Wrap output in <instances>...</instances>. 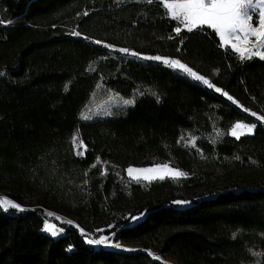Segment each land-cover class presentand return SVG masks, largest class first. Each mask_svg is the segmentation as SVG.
I'll list each match as a JSON object with an SVG mask.
<instances>
[{"label":"trees","instance_id":"16d2710c","mask_svg":"<svg viewBox=\"0 0 264 264\" xmlns=\"http://www.w3.org/2000/svg\"><path fill=\"white\" fill-rule=\"evenodd\" d=\"M220 45L162 0H0V190L24 209H0V264H264V124L230 134L264 112V58ZM108 46L179 60L215 87L159 61H120ZM97 72L123 96L143 85L158 99L79 121ZM185 131L194 145L180 142ZM158 163L186 175L124 171ZM45 217L63 234L44 232ZM101 236L120 247L87 243Z\"/></svg>","mask_w":264,"mask_h":264},{"label":"snow or ice","instance_id":"6c2138e0","mask_svg":"<svg viewBox=\"0 0 264 264\" xmlns=\"http://www.w3.org/2000/svg\"><path fill=\"white\" fill-rule=\"evenodd\" d=\"M148 3L158 2V0H146ZM163 7L165 8V14L168 15L171 19L178 20L183 24L184 28L189 32L193 30H201L205 26L214 30L216 34L219 35L221 45L220 46H231V49L239 54L240 59H250L252 56H260L264 58V52L255 51L253 52L250 48H242L240 44L231 43V37L239 41L241 39L240 34H243L244 42H247L249 36H255L257 40V45L264 46V0H162ZM86 14V13H85ZM253 15L257 17L256 24L254 27L251 23ZM176 33L181 32V28L177 27L175 29ZM73 35H80L79 33L74 32ZM97 44H100V41H96ZM257 45H253L256 47ZM119 51L127 53L128 49H120ZM247 54V55H246ZM132 55H137L132 53ZM145 59L155 60L162 62L164 65L171 67L173 69H179L180 71L186 73L195 80L202 81L203 84L207 85L209 88L215 87L209 82L208 79L194 72L187 65L181 63L179 60H171L166 57L153 56L145 57ZM217 92H220L221 89L216 88ZM227 95V93H224ZM230 100L232 97H228ZM134 100L125 101L127 105L133 104ZM247 112L248 110L245 109ZM252 116H257L256 113H251ZM85 119L89 117H83ZM259 120L264 121V116L258 117ZM247 129V133L251 134L253 131V126H245L240 123H237L231 130V134L236 136L239 139V136L244 134H238L237 130L241 128ZM76 143V138H73V144ZM79 146H83V141L80 142ZM78 155H83L82 152H78ZM95 166V165H94ZM162 169L167 170L168 173L172 175L173 178L186 175L178 170L169 169L168 165H162ZM160 171V168H147V169H127V172L130 176L134 172L138 173H156ZM139 180L140 177H134ZM164 179V175H143V179L151 181L154 179ZM176 203H186L177 201ZM9 208H14L18 211H23L20 205L14 203L13 201L7 199L6 197L0 198V209L7 211ZM49 215H52L49 213ZM69 223H71L69 221ZM43 231L51 233L52 236H56L63 229L57 230L55 225H50L45 222ZM81 232L83 230L81 229ZM108 242V237L101 236L99 239H88L87 243L92 245H103ZM120 247V245H116ZM254 255H259L255 254Z\"/></svg>","mask_w":264,"mask_h":264},{"label":"rangeland","instance_id":"374dc122","mask_svg":"<svg viewBox=\"0 0 264 264\" xmlns=\"http://www.w3.org/2000/svg\"><path fill=\"white\" fill-rule=\"evenodd\" d=\"M256 19H257V17L255 15H253L251 23L253 24L254 27L257 26ZM240 36H241V39L239 41L235 38V36H233V39L231 37V43L240 44V46L242 48H250V49H252L253 52H255V51L264 52L262 50V46L257 45V40H256L255 36H249L247 42L243 41V34H240ZM253 45H257V46L253 47ZM108 51H109V54L111 56L117 58L120 61H128L129 60V61H134L137 63L145 64L148 60H150V59H145V57H147V56L132 55V54L124 53L121 51L119 52V51H116L115 48L109 47V46H108ZM106 57H107V55L104 54V55H100V56H97V57L91 59L87 65V70L89 72H96L98 67L105 61ZM258 57L261 58L260 56H258ZM107 68L110 69L111 67H107ZM172 70L176 74L187 77L186 73H184L178 69L172 68ZM113 72H114V70H112V73ZM97 75L98 76H97L94 88L91 91L88 100L86 101V103L84 104V106L82 107V109L78 113V120L79 121L93 120V119H96L99 117H118V116L125 117L128 113L129 108L134 105V103L136 102V100L138 98L143 97V96H152V97H155L158 99L157 93L151 87L143 86V85H138L136 87V89L133 90L131 95L123 96V95L119 94L118 92H115L114 90L110 89L107 86L106 81H105V79H106L105 74H103L102 72H97ZM207 78L208 77H206V79ZM195 81H197V80H195ZM129 100H134L135 102L131 105H127L124 103L125 101H129ZM249 113H250V115H251V113H256L257 116L254 117L251 115V117H252L251 121H238V122L234 123L230 129V134H231L232 128L237 123H240V124L245 125V126H253V125H256L257 123L264 124V121H261L258 119V117L264 116V112L250 111ZM83 117H89V118L85 119ZM253 130H254V128H253ZM237 132H238V134H240V133L248 134L246 127L238 129ZM74 137L76 138V143L73 144L74 151L76 153H78V152L84 153V151L86 150V146L84 145V143H83V146L78 147V145H80V142H81V139L78 137V132H75L73 138ZM194 141H195V137L191 131L183 132L181 137H180V142L182 144H185V145H194ZM165 164L169 166V169H174V170H178L182 173H185L184 170L179 169L177 167H174L168 163H158V164L142 165V166L130 165V166H127L124 169V171H125L126 175L130 178L135 179L134 177L139 176L140 177L139 180H141V181H148V180L143 179V175H149V176L164 175L165 178H167V177L173 178L172 175L167 172V170L161 168V166L165 165ZM130 167L133 169L160 168V171H158L156 173L134 172L132 174V176H130L127 172V169H129ZM157 179H159V178H157ZM4 197H5L4 192L0 190V198H4ZM49 213H51V212L47 213L48 217H49ZM48 217H45V219H44L42 230L44 229L45 222L49 223L50 225H55V228L57 230L63 229L60 225L56 224L54 221L50 220ZM51 217H52V215H51ZM44 232H46V231H44ZM63 232H64V229H63V231H60L59 234L56 236L63 234ZM46 233L51 235V233H49V232H46ZM56 236H54V237H56ZM114 244L121 245L119 243H114V242L110 241L109 238H108V242L106 244H103V245H111L112 246ZM124 247L132 249V248H134V245H125Z\"/></svg>","mask_w":264,"mask_h":264},{"label":"built area","instance_id":"2783aa9c","mask_svg":"<svg viewBox=\"0 0 264 264\" xmlns=\"http://www.w3.org/2000/svg\"><path fill=\"white\" fill-rule=\"evenodd\" d=\"M188 78H190L192 81H195L194 79H192V77H190L189 75H186Z\"/></svg>","mask_w":264,"mask_h":264},{"label":"crops","instance_id":"0c3cea01","mask_svg":"<svg viewBox=\"0 0 264 264\" xmlns=\"http://www.w3.org/2000/svg\"><path fill=\"white\" fill-rule=\"evenodd\" d=\"M219 36V35H218ZM220 38V37H219ZM232 39H233V37H232ZM244 41V40H243ZM230 46V45H229ZM84 106V105H83ZM82 109V108H81ZM232 127V126H231ZM231 129V128H230Z\"/></svg>","mask_w":264,"mask_h":264}]
</instances>
